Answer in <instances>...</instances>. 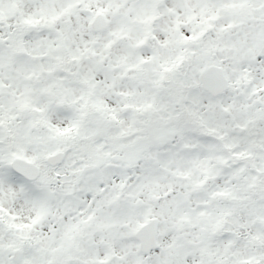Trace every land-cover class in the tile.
<instances>
[{
	"label": "snow or ice",
	"instance_id": "1",
	"mask_svg": "<svg viewBox=\"0 0 264 264\" xmlns=\"http://www.w3.org/2000/svg\"><path fill=\"white\" fill-rule=\"evenodd\" d=\"M0 264H264V0H0Z\"/></svg>",
	"mask_w": 264,
	"mask_h": 264
}]
</instances>
